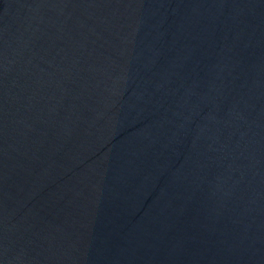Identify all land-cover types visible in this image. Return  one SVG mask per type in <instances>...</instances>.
Returning <instances> with one entry per match:
<instances>
[{"label":"water","instance_id":"obj_1","mask_svg":"<svg viewBox=\"0 0 264 264\" xmlns=\"http://www.w3.org/2000/svg\"><path fill=\"white\" fill-rule=\"evenodd\" d=\"M0 264H264V0H0Z\"/></svg>","mask_w":264,"mask_h":264}]
</instances>
